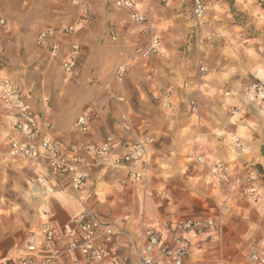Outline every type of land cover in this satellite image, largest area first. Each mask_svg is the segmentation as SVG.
<instances>
[{"label":"crops","instance_id":"crops-1","mask_svg":"<svg viewBox=\"0 0 264 264\" xmlns=\"http://www.w3.org/2000/svg\"><path fill=\"white\" fill-rule=\"evenodd\" d=\"M36 1L43 6H49L51 1L61 2L62 5L49 19L56 22L62 20L58 26H77L73 35L57 37L43 46H38L36 42V45L43 50L49 48L50 53L52 47L57 45V54L65 58L70 45L77 43L81 52L74 75L77 77L81 73L90 72L99 94L95 101L97 105L89 116L92 131L81 133L75 128L74 123L72 135L67 129V124L62 128V121L58 117L63 109L51 114L47 103L38 105V108L19 86L37 112L41 130L48 132L65 145L79 147L88 143L99 144L112 136L116 140L118 154L126 152L125 147L119 143L131 140L133 142L143 137H152L154 141L150 148L151 187L154 190L159 188L163 190L157 199L147 197L143 190L136 186H123L127 176L126 168L113 169L106 162L81 153V168L91 175L88 190L94 196L89 203L90 209L102 221L113 224L122 232L111 244V251L117 256L135 261L143 243V226L155 227L167 239L171 236L169 226L177 221L186 218H222L224 227L217 242L203 252L192 254L184 264H212L216 259L228 256L233 257L238 264H247L244 257L249 246L254 242H262L264 245V109L257 101H249L247 92L250 86L245 97H242L243 95L239 96L237 92L238 85L235 81L230 83L224 81L226 76H231L230 73L223 71L227 67L226 63L222 62L219 67L207 63L205 66L208 73L205 76L198 74L200 54L191 44L181 49L179 40L182 38L185 40L193 32L198 33L197 29L189 28L193 24L203 29V25L207 23L206 14L210 9L218 18V21L213 19L209 21L211 26L223 27L220 30L222 33L236 37L237 21L227 12L232 7L248 24H254L260 29L261 34L257 33L258 38L255 36L245 38L248 41L246 47L254 45L259 39L264 40L263 6L256 0H232L233 5L224 0H202L205 15L197 22L194 18L188 20L190 15H193L192 0V8H185L187 0H171L167 8L158 0H151L150 3L141 2L138 10L148 16L150 29L161 38L162 50L158 56L134 62L128 67L124 83L114 85L109 84L107 80L111 79L116 66L134 49L143 47L147 40V37L137 34L126 13L115 8L113 4L115 0H77L83 7L89 9L87 25L81 21L83 16L81 7L67 5L64 0ZM73 1L76 0H72L71 3ZM183 6L184 10L191 9L190 15L185 14ZM110 25L114 26L115 39L111 32H108ZM176 40L178 48L171 49L169 42L175 44ZM185 44L186 42L183 46ZM2 53L1 46L0 61ZM175 55L178 61L176 66H173L170 58ZM216 56H222V53L218 52ZM0 70L10 77L1 63ZM240 70L243 69L240 67ZM178 74L186 79H189V74L195 78L187 80L185 90L180 88L181 90L175 94L171 92L172 109L167 110L163 103L156 99L161 93L170 92L167 88L178 91L180 81L177 80H181L176 76ZM261 74L264 76V72ZM11 80L16 83L12 78ZM131 81L132 107L124 90V85L128 82L131 84ZM114 95L121 96L124 102L113 100ZM190 98L191 101L196 100L198 103L197 114L191 113ZM232 104L244 107L245 112L239 114L240 117L228 115V106ZM120 112L131 123L132 131L129 134H125L114 124ZM5 117L10 126L6 112ZM234 137H239L246 149V155L241 158L235 155ZM195 153L212 162L224 161L237 165L249 163L259 175L262 200L254 203L226 190L209 176L206 168L192 161L191 156ZM184 158L194 163L193 172L188 171L189 168L183 162ZM153 173L156 179L152 178ZM50 183L55 189L54 197L58 206L56 207L55 203V207L52 205L50 215L44 218L40 216L38 225L49 221L62 229L70 218L79 214L81 204L72 191L68 192L70 188L68 179H57ZM25 240L26 236L23 243L16 245L13 251L6 252L3 258L20 256ZM161 264L172 263L163 260Z\"/></svg>","mask_w":264,"mask_h":264},{"label":"built area","instance_id":"built-area-1","mask_svg":"<svg viewBox=\"0 0 264 264\" xmlns=\"http://www.w3.org/2000/svg\"><path fill=\"white\" fill-rule=\"evenodd\" d=\"M151 0H115L118 10L127 14L139 36L147 37L143 47L136 48L131 56L120 62L110 79L109 84L122 85L125 81L130 62H138L158 56L162 50L161 38L149 27V18L138 10L141 2ZM163 7H169L171 0H158ZM193 1V15L200 22L205 15L202 0ZM73 5L81 7L82 23L88 24L89 9L80 1ZM7 20L0 16V28L7 27ZM77 26H48L37 36V45L43 46L57 37L73 35ZM111 35L115 39V32ZM214 35L212 34L211 37ZM1 52V45H0ZM81 48L72 43L63 60L64 72L73 76L79 65ZM58 47L54 45L52 55H57ZM201 71H204L202 68ZM171 92H163L158 99L167 110L172 109ZM113 100L123 103L121 96L114 95ZM250 101H257L264 109V81L254 83L250 88ZM0 103L10 121L6 143L14 159L27 163L40 176L41 183L57 179H68L70 189L81 204L79 214L70 218L62 229L51 222L44 221L32 229L25 240L23 253L16 258L0 259V264H161L169 260L172 264H184L194 253L203 252L217 242L224 224L222 218H186L169 226L170 238L165 239L163 233L152 226L142 227L143 243L140 245L135 261L127 257L115 255L110 246L122 232L113 224L102 221L90 209L89 203L94 194L88 190L91 180L89 172L82 170L81 153L106 162L111 168H126L125 184L143 190L149 198L155 197L157 191L150 186V148L152 137H143L132 142L119 143L126 152H116L117 143L114 137H107L99 144L65 145L48 132L41 130L37 112L23 95L18 84L0 70ZM97 102L83 113L75 122V128L81 133H90L92 125L89 116L93 113ZM192 114H197L198 104L190 102ZM237 115V112H233ZM115 126L129 134L131 123L123 113L114 120ZM235 154L238 158L246 155V149L239 137L233 138ZM194 163L207 169L209 176L226 190L237 193L248 201L257 203L260 195V178L254 168L245 163L237 165L224 161L212 162L203 155L193 154ZM129 238V237H127ZM132 241V240H131ZM247 264H264V245L262 242L252 243L245 253ZM212 264H238L233 257H221Z\"/></svg>","mask_w":264,"mask_h":264},{"label":"rangeland","instance_id":"rangeland-1","mask_svg":"<svg viewBox=\"0 0 264 264\" xmlns=\"http://www.w3.org/2000/svg\"><path fill=\"white\" fill-rule=\"evenodd\" d=\"M71 1L64 0L63 2L73 5ZM256 1L264 8V0ZM224 2L233 5L232 0H224ZM48 5L43 6L36 0H0V16L8 22L7 29H0V44L3 49L0 63L6 73L29 95V99L38 108V105L47 103L51 114L58 113L63 109V112L58 116L62 121V128L67 124V129L74 135L71 131L74 129L75 121L99 98L98 88L95 86V80L92 79L90 72L81 73L77 77L67 75L62 67L63 56L61 57L59 54L52 56L49 48L43 50L36 45L39 31L48 26H58L62 21L56 22V20L49 19L50 15L54 14V11L62 5L61 2L51 1ZM188 7L192 8L191 0H187L185 4V8ZM184 12L190 15L191 9L184 10ZM227 12L237 21V25L235 24L236 37H233L232 34L222 33L220 30L223 27L220 25L221 28L215 25L211 26L209 21L211 19L218 21V18L210 9L206 14L208 24L203 25V29L199 25L189 26L194 30L197 29L198 33L193 32L185 40L184 38L180 39V48L191 44L197 49L200 54L198 74L201 76L208 73L205 64H216L219 67L222 62L226 63L227 67L223 71L230 73L231 76H226L224 81L226 83L235 81V84L238 85L239 96L245 97L249 86L251 88L254 83L264 81V76L261 74L264 72V40L259 39L258 42H254V45L246 47L248 41L245 38L249 39L253 36L258 38L257 33L261 34L260 29L254 24H248L236 9L231 7ZM190 16L189 21L195 19L194 15ZM113 28L114 26L110 25L108 32L115 31ZM212 34L214 36L210 38ZM185 42L186 44L183 46ZM176 44L177 40L175 44L169 42V47L176 49L178 48ZM218 52L222 53V56L217 57ZM130 56L129 53L122 60L124 61ZM190 59L193 58L190 57ZM177 61L176 55L170 58V63L173 66H176ZM201 62L204 64L202 65ZM132 64L130 62V67ZM240 67L243 70H240ZM202 68L204 71H201ZM189 75V79L195 78V76ZM176 76L181 78V80H177L180 81L178 91L167 88L174 94L179 92L180 88L185 90L186 84H188L187 80H189L180 77V74ZM108 80L109 83L110 79ZM129 82L124 85V90L129 96L132 107V81L131 84ZM247 93L249 99L250 89ZM189 97H191L190 93ZM191 99H189L190 102H196ZM228 108L227 113L232 117H240L239 114H243L246 110L235 104L229 105ZM233 112H237V115H233ZM7 122L5 112L0 106V258L2 257V259L6 252L13 251L16 245L23 243L25 236L27 237L28 233L38 225L40 216L44 218L48 215L51 208L55 207V203L56 207L58 206L56 197H54L55 189L50 181L41 183L40 176L33 167L12 156L6 143L9 130ZM183 162L189 168L188 171L193 172L194 163L189 162L186 158L183 159ZM194 174L197 175V172ZM152 175V178L156 179L155 173ZM123 186L130 185L123 183ZM155 190L158 194L155 196L157 199L163 190L160 188ZM70 191L72 190L69 188L68 192ZM52 205L54 206L52 207Z\"/></svg>","mask_w":264,"mask_h":264}]
</instances>
